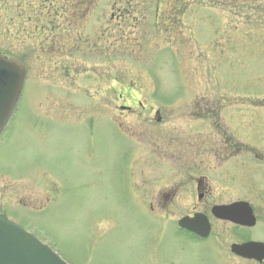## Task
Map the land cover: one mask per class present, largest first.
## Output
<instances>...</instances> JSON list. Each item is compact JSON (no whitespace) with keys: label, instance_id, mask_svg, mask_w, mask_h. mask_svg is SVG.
<instances>
[{"label":"rangeland","instance_id":"1","mask_svg":"<svg viewBox=\"0 0 264 264\" xmlns=\"http://www.w3.org/2000/svg\"><path fill=\"white\" fill-rule=\"evenodd\" d=\"M127 2L95 0L87 17L65 26L69 17L50 15L61 1L0 0V50L22 58L27 77L0 134V208L71 264H214L206 247L157 220L148 164L152 156H216L214 195L260 207L264 0H187L180 33L167 39L168 0H133L137 24L121 28L111 12ZM51 18L63 27L52 35L40 28ZM123 88L143 100L142 116L119 112L129 103L118 99Z\"/></svg>","mask_w":264,"mask_h":264},{"label":"flooded vegetation","instance_id":"2","mask_svg":"<svg viewBox=\"0 0 264 264\" xmlns=\"http://www.w3.org/2000/svg\"><path fill=\"white\" fill-rule=\"evenodd\" d=\"M132 1L128 0L127 4L130 3L132 5ZM182 2L183 0H171V2L168 0L167 5H165L166 7L163 9L161 22L163 27L166 28V32L163 35L166 39L170 38V32L180 33L181 18L185 10L182 9ZM134 5H137V0H135ZM130 13L131 15L129 16ZM138 14L129 10L125 4H122L116 9V14L112 11L111 17H115L114 20L116 19L117 25L122 28L127 21L132 25H136ZM176 37L179 39V34ZM50 60H53V57ZM74 64L73 58H69L66 63V67L69 68V73L65 74L66 79L69 80V83L66 85L68 87L74 85L73 80L75 76L71 72ZM99 75L101 74L99 73ZM118 99L129 102H120L118 105L120 106V108L118 107L120 109L119 112L141 114V116L144 114L145 105L142 100L135 98L130 91H127L125 94L119 92ZM137 107L143 108V110L138 112ZM155 111L152 118L157 125L162 121L159 111ZM117 119L118 125L122 126L125 122L123 118L120 120L117 117ZM124 128H127V126L124 125ZM215 160L216 156H152L148 164L149 169L147 170V181L149 183V190L151 191L149 207L157 215V220H162L163 218V220L171 222H167V224H171V228L182 241L187 239L192 243L206 247L214 264H264V190L261 193L262 200L259 208L247 200L254 214L252 223H237L231 219L215 216L211 213L214 205L244 199H223L214 195L213 170L215 168H213V162ZM226 160H228V156ZM154 172H158L163 179L165 178L166 184L154 186ZM177 206L185 208V211L178 217L170 216V211ZM158 212L162 216H159ZM199 212L205 213L209 218L210 232L208 236L202 237L184 227L175 226L177 221L182 217H192L195 213ZM211 237L213 240H211ZM182 245L183 243L180 242L179 246L181 247ZM234 248H240L245 251L236 252ZM256 256H261L262 259H257Z\"/></svg>","mask_w":264,"mask_h":264},{"label":"water","instance_id":"3","mask_svg":"<svg viewBox=\"0 0 264 264\" xmlns=\"http://www.w3.org/2000/svg\"><path fill=\"white\" fill-rule=\"evenodd\" d=\"M24 78V67L21 61L0 53V131L13 111L20 94ZM243 205H219L214 212L223 217L245 220V214L238 213ZM197 216H201L197 214ZM187 227L207 234V223L203 222L202 230L192 221H184ZM206 225V228H205ZM0 264H69L50 246L32 232L5 216L0 215Z\"/></svg>","mask_w":264,"mask_h":264},{"label":"trees","instance_id":"4","mask_svg":"<svg viewBox=\"0 0 264 264\" xmlns=\"http://www.w3.org/2000/svg\"><path fill=\"white\" fill-rule=\"evenodd\" d=\"M49 1L51 2L52 0H49ZM58 1L59 2L61 1L62 3H58L57 5L54 4V6L51 7V11L55 12L54 15L56 17L66 15L67 12H69L70 10H73V11L79 10L84 7L83 5H85V0H58ZM51 24H52V21L50 20L48 22V30L51 29Z\"/></svg>","mask_w":264,"mask_h":264}]
</instances>
